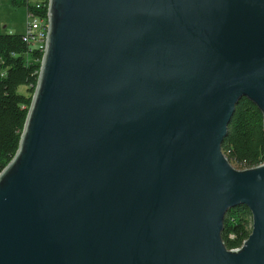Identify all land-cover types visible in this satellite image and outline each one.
Wrapping results in <instances>:
<instances>
[{
    "label": "water",
    "instance_id": "water-1",
    "mask_svg": "<svg viewBox=\"0 0 264 264\" xmlns=\"http://www.w3.org/2000/svg\"><path fill=\"white\" fill-rule=\"evenodd\" d=\"M47 21L0 264H264V164L221 149L243 99L264 131V0H48Z\"/></svg>",
    "mask_w": 264,
    "mask_h": 264
},
{
    "label": "trees",
    "instance_id": "trees-1",
    "mask_svg": "<svg viewBox=\"0 0 264 264\" xmlns=\"http://www.w3.org/2000/svg\"><path fill=\"white\" fill-rule=\"evenodd\" d=\"M13 9H24L45 19L48 0H9ZM42 52L22 34H0V172L14 157L34 93ZM23 89V93L19 90ZM221 149L238 170L264 162L262 116L256 106L243 99L227 126ZM251 212L243 205L224 217L222 240L227 249H238L251 233Z\"/></svg>",
    "mask_w": 264,
    "mask_h": 264
},
{
    "label": "built area",
    "instance_id": "built-area-1",
    "mask_svg": "<svg viewBox=\"0 0 264 264\" xmlns=\"http://www.w3.org/2000/svg\"><path fill=\"white\" fill-rule=\"evenodd\" d=\"M48 21L47 16L45 19L35 18L27 14V23L24 30V35L34 46H36L43 55L45 49V38L47 34ZM262 162L260 165H263Z\"/></svg>",
    "mask_w": 264,
    "mask_h": 264
},
{
    "label": "crops",
    "instance_id": "crops-1",
    "mask_svg": "<svg viewBox=\"0 0 264 264\" xmlns=\"http://www.w3.org/2000/svg\"><path fill=\"white\" fill-rule=\"evenodd\" d=\"M1 5H2V2H0V6ZM24 16L26 17V21L24 20ZM1 23H2L1 27L3 29V32H0V34L1 33L22 34L24 32V30H25V26H26V23H27V13L24 10V11L20 12V17L18 16V18L13 19L12 16H9L6 20H4ZM4 29H7V30H4Z\"/></svg>",
    "mask_w": 264,
    "mask_h": 264
},
{
    "label": "rangeland",
    "instance_id": "rangeland-1",
    "mask_svg": "<svg viewBox=\"0 0 264 264\" xmlns=\"http://www.w3.org/2000/svg\"><path fill=\"white\" fill-rule=\"evenodd\" d=\"M0 2H2V5L0 6V32H3V29L1 27L2 26L1 22L6 20L9 16H12L13 19L18 18V16L20 17V12L24 11V9H13V8H11L9 5V0H0ZM24 20L26 21L25 16H24ZM4 30H7V29H4ZM1 34H3V33H1ZM19 92L23 93V89H20Z\"/></svg>",
    "mask_w": 264,
    "mask_h": 264
}]
</instances>
